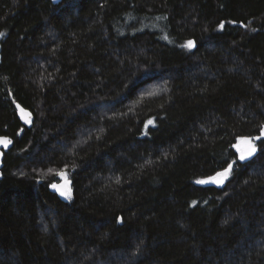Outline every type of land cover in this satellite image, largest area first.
<instances>
[{"label":"trees","instance_id":"obj_1","mask_svg":"<svg viewBox=\"0 0 264 264\" xmlns=\"http://www.w3.org/2000/svg\"><path fill=\"white\" fill-rule=\"evenodd\" d=\"M0 50V264H264V0H0Z\"/></svg>","mask_w":264,"mask_h":264},{"label":"water","instance_id":"obj_2","mask_svg":"<svg viewBox=\"0 0 264 264\" xmlns=\"http://www.w3.org/2000/svg\"><path fill=\"white\" fill-rule=\"evenodd\" d=\"M50 1L53 4L57 5V4H60L63 0H50ZM1 58H2V56H1V50H0V63H1ZM16 108H17V112H18L19 118L21 119L23 124L26 127L29 128L31 126L32 120H33L32 114L28 110L24 109L19 104L16 105ZM262 138H264V133L261 136L244 138V139H242L240 141L239 147H240V149H245L246 150L247 149V145L244 144L245 140H249L253 144L254 142H257V141H259ZM0 141H8V143L6 145H5V143L0 142V170H1L3 168L4 151L12 148L13 141L11 139L5 138V137H0ZM250 156H246L244 159H248ZM233 165H234L233 163L230 164L229 167L226 170H224L222 173L227 172V174H226V176H227L230 173ZM0 176H1V172H0ZM221 178H219V179H221ZM216 183H218V182H216ZM53 185H56V187L54 188ZM49 190L53 194L57 195L61 200H67V199H69L72 196L71 183L66 178L65 174L59 175V180L57 182L52 183L49 186ZM62 191H67L70 194L69 195H62L61 194Z\"/></svg>","mask_w":264,"mask_h":264},{"label":"snow or ice","instance_id":"obj_3","mask_svg":"<svg viewBox=\"0 0 264 264\" xmlns=\"http://www.w3.org/2000/svg\"><path fill=\"white\" fill-rule=\"evenodd\" d=\"M221 27H223V25H221ZM192 43L193 42L189 41V46H192ZM0 142L5 143V145L8 143V141H0ZM244 144L247 145V149L246 150L245 149H241V156H240L241 159H244L246 156H250V155H252L253 152H255V146L251 143V141L245 140ZM226 174H227V172L218 173L217 177H211L210 179L215 181V182L221 183L222 179H219V178L226 176ZM206 182L207 181H200V183H206ZM53 187L55 188L56 185H53ZM61 194L62 195H69L70 193L67 192V191H62Z\"/></svg>","mask_w":264,"mask_h":264},{"label":"rangeland","instance_id":"obj_4","mask_svg":"<svg viewBox=\"0 0 264 264\" xmlns=\"http://www.w3.org/2000/svg\"><path fill=\"white\" fill-rule=\"evenodd\" d=\"M186 48H188V49H192V48H193V44H192V46H189V43H187V44H186ZM240 141H241V140H240ZM240 141L238 142V145H239ZM239 148H240V147H239ZM239 153H240V156H241V149H240ZM253 153H254V152H253ZM253 153H252V154H253ZM221 183H223V180H222Z\"/></svg>","mask_w":264,"mask_h":264}]
</instances>
